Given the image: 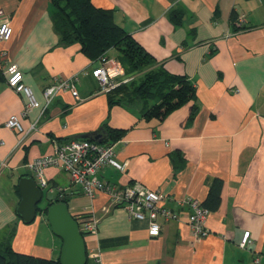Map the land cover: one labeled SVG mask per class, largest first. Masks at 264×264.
I'll use <instances>...</instances> for the list:
<instances>
[{
    "label": "crops",
    "instance_id": "obj_1",
    "mask_svg": "<svg viewBox=\"0 0 264 264\" xmlns=\"http://www.w3.org/2000/svg\"><path fill=\"white\" fill-rule=\"evenodd\" d=\"M112 11L114 21L168 73L195 86L191 103L162 118H143V108L110 104L91 75L100 61L77 42L62 41L49 0H0L12 33L0 41V240L10 235L16 252L57 259L60 241L43 212L24 224L16 215L17 181L33 176L27 164L71 139L112 146L123 171L104 167L101 181L123 187L134 182L158 191L176 220L158 218V236L146 221L113 207L106 193L88 199L63 170H44L47 197L67 199L77 222L98 219L84 234L86 264H264V0H91ZM244 15V26L235 19ZM15 63L39 106L21 116L26 99L6 84ZM77 74L78 98L62 92L47 106L43 89ZM18 116L22 142L5 127ZM107 129L122 130L109 143ZM222 182L220 200L205 221L209 234L194 240L185 201L207 199L213 180ZM43 189V190H44ZM86 216V217H87ZM251 243L239 246L243 232ZM98 253L100 263L94 261Z\"/></svg>",
    "mask_w": 264,
    "mask_h": 264
},
{
    "label": "built area",
    "instance_id": "obj_2",
    "mask_svg": "<svg viewBox=\"0 0 264 264\" xmlns=\"http://www.w3.org/2000/svg\"><path fill=\"white\" fill-rule=\"evenodd\" d=\"M4 13L0 10V20ZM244 15L235 19V26H244ZM12 29L5 20L0 21V41L10 38ZM100 64L91 71V75L98 82V92L108 93L120 83H126L131 78L124 76L122 66L113 58H102ZM78 83L77 74L69 78H58L43 89V96L47 107L58 94L69 92L74 99L78 98L76 85ZM6 84L16 93L25 97L26 103L21 116H25L31 108L39 106L32 90L23 83V74L15 63L8 65L6 69ZM5 127L22 134L18 142H22L32 131L35 130V123H32L26 130L23 129L18 116L11 115L5 122ZM33 171V178L37 184L44 189L47 181L44 177V170L54 167L66 172L74 185L81 188L83 194L88 199H93L97 193H106L109 202L113 207L124 209L128 217L132 220L146 221L148 223L147 233L149 236H158L160 225L158 218L164 221L176 220L179 211H172L164 205L165 197L158 191L151 190L134 182L132 184L119 187L114 184L103 182L98 177V172L104 167H111L118 171H123L125 166L116 161L111 145L93 143L85 139H71L54 148L53 154H46L30 161L27 166ZM189 208L186 222L189 226L191 236L194 240L205 238L210 232L205 226L209 211L195 199L185 201ZM98 219L94 215H89L88 219L79 223L82 233H94L97 230ZM251 243L249 231L242 234L239 246L243 249ZM94 261L100 263L101 258L98 253L93 254ZM255 264H260V258L255 256Z\"/></svg>",
    "mask_w": 264,
    "mask_h": 264
},
{
    "label": "trees",
    "instance_id": "obj_3",
    "mask_svg": "<svg viewBox=\"0 0 264 264\" xmlns=\"http://www.w3.org/2000/svg\"><path fill=\"white\" fill-rule=\"evenodd\" d=\"M49 1L53 9L54 28L62 41L77 42L81 51L93 61H99L104 57L115 59L122 66L124 76L131 78L105 93L110 104L140 106L143 108L141 116L148 120L165 117L191 103L188 117L189 119L193 117L197 110L194 104L195 86L185 77L170 74L157 64L114 21L111 10L96 7L91 0ZM106 132L111 143L119 137L122 130L107 129ZM22 134H17L19 139ZM221 187V180H213L207 199L201 203L209 212L219 204ZM57 199L58 196L54 200H49L43 208L37 207V214L44 213L46 207ZM64 201L67 202V199ZM86 216L84 218L88 219L89 215ZM73 218L77 221V218ZM9 238L10 235L0 240V264H59L58 258L16 252Z\"/></svg>",
    "mask_w": 264,
    "mask_h": 264
},
{
    "label": "water",
    "instance_id": "obj_4",
    "mask_svg": "<svg viewBox=\"0 0 264 264\" xmlns=\"http://www.w3.org/2000/svg\"><path fill=\"white\" fill-rule=\"evenodd\" d=\"M20 201L16 215L24 224H30L37 215V207L43 198V189L33 176L23 175L17 181ZM64 197L48 205L44 212L51 233L60 240L59 264H86L87 254L78 222L71 216Z\"/></svg>",
    "mask_w": 264,
    "mask_h": 264
},
{
    "label": "rangeland",
    "instance_id": "obj_5",
    "mask_svg": "<svg viewBox=\"0 0 264 264\" xmlns=\"http://www.w3.org/2000/svg\"><path fill=\"white\" fill-rule=\"evenodd\" d=\"M152 103H150V105H151ZM46 197H47V192H46V190L44 189L43 190V198H42V200H41V202L38 204V207H42L43 206V204L45 203V199H46ZM59 240V239H58ZM60 241V240H59Z\"/></svg>",
    "mask_w": 264,
    "mask_h": 264
}]
</instances>
